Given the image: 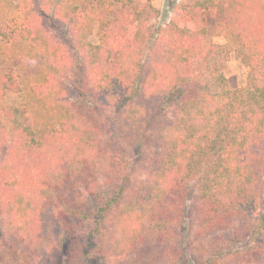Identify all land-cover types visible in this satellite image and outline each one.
I'll return each instance as SVG.
<instances>
[{"label":"trees","instance_id":"16d2710c","mask_svg":"<svg viewBox=\"0 0 264 264\" xmlns=\"http://www.w3.org/2000/svg\"><path fill=\"white\" fill-rule=\"evenodd\" d=\"M64 2L17 0L1 40L43 48L38 56L50 77L32 88L39 96L55 89V78L73 58L63 50L59 53L50 32H63L65 25L63 34H75L72 48L82 56L79 66L98 100L114 106L118 127L104 143L69 107L67 120L42 135L26 109L2 104L4 91L18 93L21 87L16 69L0 67V210L11 216L4 232L32 257L58 250L62 239L55 233L54 213L60 192L107 175L114 167L115 145L122 147V159L149 140L155 148L149 177L127 192L120 184L95 210L93 223H107L106 253L97 243L90 244V230L71 260L153 264L156 257L184 264L180 227L187 217L186 184L191 180L196 183L190 206L198 243L259 211L264 178V0L179 4L177 15L155 39L156 53L147 62L142 56L152 39L149 20L157 13L152 0L143 6L136 0H81L63 16ZM209 9L221 17L219 32L236 42L238 57L249 68L241 89L227 87L223 70L230 52L207 32ZM86 19L104 22L97 45L79 38ZM111 33L121 39L113 41ZM50 50L56 53L52 58L45 53ZM167 106L174 108L172 119L159 118ZM255 227L252 234L264 230L262 214ZM150 239L162 247L147 261L142 249ZM263 249L264 243L258 242L244 256L235 252L205 264L217 259H223L221 264H264Z\"/></svg>","mask_w":264,"mask_h":264},{"label":"rangeland","instance_id":"374dc122","mask_svg":"<svg viewBox=\"0 0 264 264\" xmlns=\"http://www.w3.org/2000/svg\"><path fill=\"white\" fill-rule=\"evenodd\" d=\"M81 0H65L63 16L74 11ZM141 6L147 3V0H136ZM187 0H152L151 4L156 9L149 20L152 39L143 51L142 61H148L156 53L157 43L155 39L158 37L161 29H164L170 22L171 18L177 15V7L179 4ZM17 10V0H0V32L8 31L10 19L15 15ZM76 12V11H75ZM206 29L212 41L218 45H226L229 48V58L224 67L223 74L227 80V87L231 91H235L245 87L249 68L244 61L238 57L237 44L233 39H225L219 32V24L221 17L213 10L209 9L205 14ZM85 29L81 31L79 36L83 40L92 45H97L99 37L104 30V22H97V19H86L84 21ZM46 27V25H45ZM61 30L66 32L65 25ZM47 29V28H46ZM52 39L61 48L59 53L64 51L66 56L73 58L68 60L65 71L55 78V89L50 93L43 95H35L33 87L42 85L50 74L46 71L44 65L40 64L41 59L38 56L43 48H32L29 43L10 45L1 40L0 35V67L10 66L18 72V81L21 91L13 93L4 91L2 104L4 106H12L24 108L30 115L35 128L42 132V135L52 133L57 130L60 124L69 117L70 109L73 107L75 114L79 115L83 120L89 122L104 143H107L118 127V115L115 114L113 105H107L98 100L92 91V85L88 76L79 66L82 59L80 53L74 54L72 48L74 44L73 34H63L50 30ZM50 34V36H51ZM112 34V33H111ZM110 34V35H111ZM111 39L118 41L121 39L116 33L112 34ZM51 58L56 55L52 50L46 51ZM2 93V92H1ZM173 100V99H171ZM170 100V101H171ZM69 110V111H68ZM174 108L167 106L163 112L158 114L159 118L173 117ZM150 135V134H149ZM147 138V137H146ZM148 140V139H147ZM143 148L136 153L127 152L120 158L122 151L119 145H115L117 155L113 156L114 167L109 173L103 177L83 182L76 187L74 191L66 190L60 192L61 200L58 202L54 213L55 226L62 242L58 250H52L43 255L32 257L26 253L24 248L9 235L5 234L4 229L7 221H11V216L0 210V264H73V256H76L78 248L83 246L86 240V234L91 231L89 236L90 244L97 243L101 247V253H106L108 242L104 232V225L98 220L99 225L95 222V210L102 198L107 200L112 192L119 190L120 184L125 192L127 188L141 187L140 181L143 183L150 175L153 167L151 160L155 153L153 144L148 140ZM154 152V153H153ZM120 160L123 163H120ZM47 176V175H46ZM47 181V177L43 178ZM263 190H261V202L259 203V211L250 218L235 223L234 228L228 231L219 230L210 235L201 243L194 240L196 225H194L195 214L191 209V201L196 191V183L190 181L186 184V207L187 217L184 219L180 231L182 235L181 249H185L187 255L184 264H205L207 259L213 258H230L233 253L244 254L257 246L258 242L264 243V230L253 233L259 214L264 216V178ZM80 190V191H78ZM78 191V192H76ZM134 195V194H130ZM110 214V211H109ZM113 220V217H111ZM4 233L3 238H1ZM193 238V241H192ZM55 239V238H53ZM98 240V242H97ZM201 244L202 247L198 246ZM162 246L153 239L147 241L143 246L142 257L148 261L158 254ZM264 254V249H263ZM248 258H252L249 256ZM110 257L107 255L106 260ZM146 260L145 263H146ZM223 259H217L215 264H221ZM110 259L109 263L113 264ZM106 264V263H105ZM153 264H179L170 262L167 258H154Z\"/></svg>","mask_w":264,"mask_h":264}]
</instances>
